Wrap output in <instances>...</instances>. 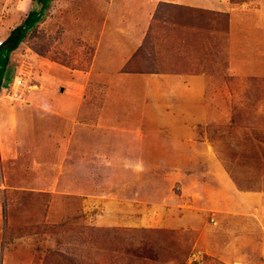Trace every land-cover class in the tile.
Returning <instances> with one entry per match:
<instances>
[{
	"label": "crops",
	"instance_id": "obj_1",
	"mask_svg": "<svg viewBox=\"0 0 264 264\" xmlns=\"http://www.w3.org/2000/svg\"><path fill=\"white\" fill-rule=\"evenodd\" d=\"M90 4L103 11L89 13L88 31L71 34L90 46L82 61H76L74 69L46 64L38 91L23 94L17 105L0 96V163L9 161L15 174L14 164L21 159L46 184L60 179L66 190L86 176L83 160L93 157L95 147L114 163L118 175L127 177L126 183L115 184L126 188L115 189L118 197L143 190L142 200L159 205L163 193L155 190L154 198L145 199L149 194L141 178L157 183L153 171L162 164L193 169L195 162H202L207 178L195 185V194L185 200L186 209L164 210L159 223L163 228L197 230L211 218L214 223L201 230L208 231L209 239L202 242L212 257L224 264H264V177L238 164V159L227 162L223 150L215 152V145L198 140L200 130L217 115L203 102L213 76L205 54L209 42L203 30L188 23L158 20L166 13L160 7L205 10L211 0H90ZM103 14L105 20L99 24L97 16ZM99 28V37L94 36ZM229 55L228 65L233 51ZM51 158L55 161L49 163ZM67 162L83 171L74 167L63 175L53 169L52 165ZM146 172L152 177L147 179ZM178 173L171 170L167 179ZM92 188L91 183L85 186L89 192Z\"/></svg>",
	"mask_w": 264,
	"mask_h": 264
},
{
	"label": "rangeland",
	"instance_id": "obj_2",
	"mask_svg": "<svg viewBox=\"0 0 264 264\" xmlns=\"http://www.w3.org/2000/svg\"><path fill=\"white\" fill-rule=\"evenodd\" d=\"M98 8L103 11L99 5L93 7L90 0H52L18 49L10 54L6 66L5 51L1 50V98L17 105L23 94L37 92L38 77L46 76L49 62L74 69L76 61H82L89 53L90 46L71 36L88 31L92 19L87 17L92 11L99 12ZM31 9H38L33 0H0V44ZM162 11L166 13L158 15V20L171 25L188 23L203 30L209 42L205 54L210 60L207 70L213 76L206 86V101L201 100L217 115L205 124L206 129L200 130L198 140L215 145V152L223 150L227 162L238 159V164L256 169L262 179L264 0H211L205 10L165 6L160 7ZM97 18L99 24L105 20L104 14ZM93 34L99 37L100 28ZM230 51L234 55L228 65L225 60ZM15 78L21 85L15 89L16 98H9L8 85ZM92 149L93 157L82 164L83 170L88 171L86 176L79 179L80 184L76 181L66 190L60 187V179L53 185L46 184L21 159L14 164L15 174L9 161L0 163V264H224L212 257L202 242L209 239L207 229H201L214 223L211 218L203 220L197 230L163 228L160 224L164 210L186 209L185 200L193 197L195 185L205 182L202 162H195L193 169L186 164H162L153 171L158 174L157 183L141 178L142 187L146 186L149 194L145 199L154 198L155 190L163 193L164 200L156 205L142 200L143 190L136 189L138 194L134 196L118 197L115 184L126 183L127 177L118 175L114 163L102 157L95 147ZM76 165L67 162L52 166L64 175L66 169L81 167ZM173 169L180 176L167 179ZM114 172L117 174L112 178ZM146 174L147 179L152 177ZM89 183L94 186L91 192L85 189ZM200 194L196 193V197L202 198ZM115 201L121 206L117 208ZM122 201L136 204L129 207ZM248 255L254 258L256 253Z\"/></svg>",
	"mask_w": 264,
	"mask_h": 264
},
{
	"label": "trees",
	"instance_id": "obj_3",
	"mask_svg": "<svg viewBox=\"0 0 264 264\" xmlns=\"http://www.w3.org/2000/svg\"><path fill=\"white\" fill-rule=\"evenodd\" d=\"M33 1L37 5L38 9H31L25 20L13 30H11L8 37L0 44V54L1 50L5 51V66L7 65L10 54L18 49L27 32L36 24L37 20L42 18L44 12L47 10L52 0Z\"/></svg>",
	"mask_w": 264,
	"mask_h": 264
},
{
	"label": "built area",
	"instance_id": "obj_4",
	"mask_svg": "<svg viewBox=\"0 0 264 264\" xmlns=\"http://www.w3.org/2000/svg\"><path fill=\"white\" fill-rule=\"evenodd\" d=\"M21 85V81L20 80H17V78H15L14 80H13V83L10 85H8L9 87H8V90L10 91V93H9V95H8V97L9 98H11V97H15L16 98V92H15V89L17 88V87H19Z\"/></svg>",
	"mask_w": 264,
	"mask_h": 264
}]
</instances>
